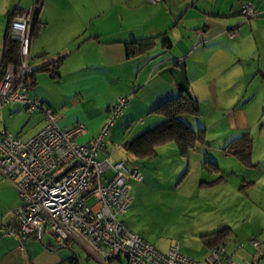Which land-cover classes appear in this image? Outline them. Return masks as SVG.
Returning a JSON list of instances; mask_svg holds the SVG:
<instances>
[{"label": "crops", "instance_id": "obj_1", "mask_svg": "<svg viewBox=\"0 0 264 264\" xmlns=\"http://www.w3.org/2000/svg\"><path fill=\"white\" fill-rule=\"evenodd\" d=\"M245 1L254 5L253 16L240 13ZM31 5L32 0H0V59L9 13L15 7L20 11ZM37 19L44 24L30 39L33 70L57 57L63 59L55 74L50 68L36 71L29 92L56 111L60 125H84L76 136L78 142H88L99 133L107 108L118 96L129 99L110 127L99 158L120 159L116 158L117 147L160 123L163 117L151 109L176 96L180 88L190 89L200 105L208 104L205 119L202 113L185 114L181 119L193 129L205 128L206 144H198L205 155L212 149L213 140L208 136L216 135L224 156L223 163L205 160L212 167L204 161L205 178L193 188L198 197L192 208L200 211V222L193 229L199 245L187 251L204 258L210 247L201 235L228 226L231 231L223 244L229 264H252L258 249L250 238L264 242V0H162L155 4L148 0H42ZM132 39L154 44L127 56L125 42ZM22 109L18 103L6 104L0 111V126L27 138L41 129L44 120L40 112L22 113ZM243 132L253 138V166L223 150ZM230 156L237 162L228 159ZM186 166L178 185L189 174L190 153L184 170ZM231 178L234 192L243 199L239 209L246 220L236 231L229 225L211 223L210 215L201 213L209 203L212 208L227 207L219 196ZM13 186L0 174V204L7 203L0 210V264H71L70 254L43 246L38 233L28 237L7 233L17 223L11 210L20 204ZM259 264H264V253Z\"/></svg>", "mask_w": 264, "mask_h": 264}, {"label": "built area", "instance_id": "obj_2", "mask_svg": "<svg viewBox=\"0 0 264 264\" xmlns=\"http://www.w3.org/2000/svg\"><path fill=\"white\" fill-rule=\"evenodd\" d=\"M18 12L10 24V35L20 44V65H8L0 78V111L6 104L18 103L29 112H40L44 124L30 137L22 138L0 126V174L11 181L20 204L11 210L16 227L7 233L26 236L50 228L64 243L72 239L101 264H229L223 243L209 248L204 258L183 252L175 242L163 251L128 228L124 221L130 205L128 181H141L137 163L127 164L110 155L99 158L106 136L129 99L120 95L106 110L99 133L88 142L76 136L84 130L80 122L60 125L56 111L29 92L30 26L36 2ZM158 3L162 0H149ZM240 13L254 15V5L242 2ZM258 249L252 264H259L264 242L251 237Z\"/></svg>", "mask_w": 264, "mask_h": 264}, {"label": "rangeland", "instance_id": "obj_3", "mask_svg": "<svg viewBox=\"0 0 264 264\" xmlns=\"http://www.w3.org/2000/svg\"><path fill=\"white\" fill-rule=\"evenodd\" d=\"M124 13L128 15L125 9ZM250 87H252V84H250ZM235 88L236 86H233V89ZM206 110H208V104L201 103L200 114H203L202 119L206 117ZM23 112L29 113L26 109H22ZM182 115H180L181 119L183 118ZM221 123L220 120L219 125ZM194 128H197V125H194ZM208 138L213 140L211 143L212 149L207 150L209 155H205L200 150L202 147L199 145L197 146L198 149L190 152V171L180 185L177 184V180L184 170L185 160L179 156L174 143L161 146L158 149V157L152 160L146 159L145 162H139L122 146L117 147L116 158L124 160L127 164L139 163L140 171L143 174L141 181H128L130 205L124 220L132 230L140 233L157 248L177 242L183 252L196 255L187 251V249L199 245L195 239L196 237H194L193 229L196 228L194 225L200 222V218L197 216L200 211H195L196 209L192 208L194 206L193 201H196L198 197L193 192V188L197 181L205 178V172H203L205 171V160L214 158L219 162H224V156L218 150L219 141L216 135H210ZM228 159L237 162L231 156ZM227 165L232 166L231 163ZM13 190L16 200L20 203V198L14 186ZM219 199L226 202L227 207L219 205L218 209L212 208V204L209 203L206 204L207 210L204 209L201 212L203 215H210L211 223L229 225L234 230L246 224L243 210L239 209V202L243 199L234 192L232 178L224 191L220 193ZM6 206L7 203L0 204V210L6 208ZM8 219L9 217L5 218L4 221L6 222ZM232 236H235L234 233ZM20 238L23 239V237ZM44 243L43 246L53 248L63 244L55 238L54 232L48 227L44 229ZM66 244L78 253L81 264H101L99 260L88 255L85 249L74 240L68 239ZM23 249L22 253H24ZM200 249L203 248L200 247ZM59 250L71 254V251L66 248H59ZM121 264H128L124 257L121 258Z\"/></svg>", "mask_w": 264, "mask_h": 264}, {"label": "trees", "instance_id": "obj_4", "mask_svg": "<svg viewBox=\"0 0 264 264\" xmlns=\"http://www.w3.org/2000/svg\"><path fill=\"white\" fill-rule=\"evenodd\" d=\"M41 7V2H36L32 13V21L30 26V38L37 35L44 23H40L37 19V14ZM15 7L8 16V24L3 35V48L0 59V78L3 76L5 69L8 65H13L14 68L20 65V44L10 35V24L13 17L20 11ZM154 42L147 39H132L125 42L127 56L140 54L147 49L151 48ZM63 57H57L55 60L34 69L29 75V88L35 82V72L43 69H52V73H57ZM152 113H156L163 117V120L154 127L147 128L126 140L123 143V148L130 153L134 158L153 159L156 158L157 148L168 144L174 143L178 154L185 159L188 165L189 153L196 148L198 144H206V130L203 127L196 130L191 128L183 120L180 115L188 114L192 116L200 115V103L193 95L192 91L188 88H180L176 96L168 98L154 108L151 109ZM252 148L253 138L248 132H243L240 136L230 140L223 148L227 153H230L243 164L253 166L255 163L252 161ZM207 166H213L209 161H205ZM187 166L183 171L180 179L185 175ZM214 181L209 184H213ZM231 229L228 226H223L210 233L201 235L203 243L211 247L216 244L223 243L224 239L230 234ZM37 236V233L31 234ZM27 237L30 235H26ZM66 244V241L63 243ZM68 261L71 264H79L78 259L74 254L68 256Z\"/></svg>", "mask_w": 264, "mask_h": 264}, {"label": "water", "instance_id": "obj_5", "mask_svg": "<svg viewBox=\"0 0 264 264\" xmlns=\"http://www.w3.org/2000/svg\"><path fill=\"white\" fill-rule=\"evenodd\" d=\"M38 236H39V239H40L41 244H42V245H45V243H44V229H43V228H41V229L39 230V232H38ZM57 248H66V249L70 250L71 253L74 254V255L76 256V258L78 259V263L81 264V260H80V257H79V255H78V253H77L72 247H70V246H68V245H64V244H62V245H60V246H58V247H55V248H52V249H53V250H56Z\"/></svg>", "mask_w": 264, "mask_h": 264}]
</instances>
